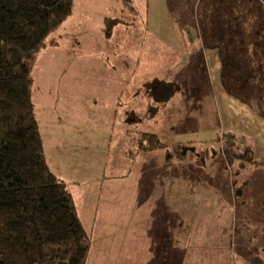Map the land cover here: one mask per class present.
<instances>
[{
    "label": "rangeland",
    "instance_id": "374dc122",
    "mask_svg": "<svg viewBox=\"0 0 264 264\" xmlns=\"http://www.w3.org/2000/svg\"><path fill=\"white\" fill-rule=\"evenodd\" d=\"M73 2L37 54L32 100L47 162L93 232L86 264H264V163L228 164L221 143L264 155V140L236 127L264 109L255 99L264 67L243 61L245 31L264 27V0H130L125 12L120 0ZM255 71L257 84L244 79ZM213 76L243 97L230 103L234 118ZM155 78L177 91L149 97ZM142 132L166 147L140 149Z\"/></svg>",
    "mask_w": 264,
    "mask_h": 264
},
{
    "label": "trees",
    "instance_id": "16d2710c",
    "mask_svg": "<svg viewBox=\"0 0 264 264\" xmlns=\"http://www.w3.org/2000/svg\"><path fill=\"white\" fill-rule=\"evenodd\" d=\"M72 10L73 0H0V264H86L92 245L71 190L47 162L32 100L37 54ZM139 145L166 147L151 132ZM223 153L228 164L257 162L252 145L234 138Z\"/></svg>",
    "mask_w": 264,
    "mask_h": 264
},
{
    "label": "crops",
    "instance_id": "0c3cea01",
    "mask_svg": "<svg viewBox=\"0 0 264 264\" xmlns=\"http://www.w3.org/2000/svg\"><path fill=\"white\" fill-rule=\"evenodd\" d=\"M129 1L130 0H120V3L123 5L122 8H121V11H123V12H125V11H133L131 6L128 5ZM149 2H150V0H147L146 4H149ZM75 7L76 6L74 5V2H73L72 13H74ZM261 14L264 15V13H261ZM244 35H245V46H244V48H245V51H246L247 54L244 55L243 61L246 62L247 65H248V61H249V62H251L253 64H256L257 66H263L264 67V27L261 26V28H256V29H253L252 31L251 30H246ZM256 48H258V55H256L253 58V52H254V50H256ZM214 60L216 61V64H213ZM152 64L155 65L154 62ZM213 65H217V66H215V68H214ZM219 66H220L219 58L212 57L211 61H210L211 73H212V68H214L215 75L219 74V71H220ZM259 74L260 73L258 71L249 72V73L245 74L244 79L254 83V82H257V81L260 80L261 74L260 75ZM155 80L167 81V82H169L171 84L173 90L171 91V93L169 94L168 97H170L171 94H173L175 91H177L178 85L175 88L173 86V80L172 79L167 78L165 80H162V79L155 78L152 81H149V83H154ZM175 83H177V82H175ZM212 83H213V90L215 88L216 93H220L222 98L228 99L229 116L231 118H234V114L232 113V111L230 112V103H231V105H235V103H234L235 100L237 98L242 99L243 97H240V96L236 95L235 93H228V92H225V91L221 92L220 91V87H219V82L217 81V77L216 76L212 77ZM262 83H264V81ZM254 84H257V83H254ZM246 93L247 92L245 90L244 95H246ZM255 94H256L255 99L257 100V102L259 104V108H260L261 107V102H262V100H264V86L261 87V86L258 85L256 87V89H255ZM153 96L154 95H151V98H156L155 96L154 97ZM217 97L220 98L218 95H217ZM168 99H166L165 101H167ZM246 99L247 98H244V100H246ZM155 100H158V98H156ZM244 103H245V101H244ZM242 106L246 107V104H244ZM255 108H254V110H250V112L245 113L244 116L239 118L237 124H239L241 126H236V127L240 128V130L238 132V135L241 136L242 134H244L245 136H250V134H253V135H255L256 138H262L264 140V109L263 110H258L257 108L256 109ZM260 150L262 152H264V142H263V147L260 148ZM254 152H255V149H254ZM257 159L261 160L260 161L261 163H264V155H262L261 158L256 157V160ZM55 173H57V172H55ZM57 174L59 175L58 177L62 176V175H60V173H57ZM71 182H73V181H71ZM71 192H72L73 197H74L73 190H71ZM109 192H112V190L110 189ZM74 201H75V199H74ZM137 203L138 202L136 200L135 207H137ZM122 204L126 205V206H129V207H134L133 199H128L127 201H124ZM128 210H129V208H128ZM98 211L99 210L96 207L95 213H97ZM109 213L112 214V212H109ZM91 236L93 238V232H91ZM106 241H109V240L105 238L104 242H106ZM93 246H94V243L92 241V245H91V248H90L91 250L93 249ZM104 250L105 249L101 248V251H104ZM168 259L169 260L171 259L170 255H169Z\"/></svg>",
    "mask_w": 264,
    "mask_h": 264
},
{
    "label": "flooded vegetation",
    "instance_id": "af4514ba",
    "mask_svg": "<svg viewBox=\"0 0 264 264\" xmlns=\"http://www.w3.org/2000/svg\"><path fill=\"white\" fill-rule=\"evenodd\" d=\"M145 90H147L149 97H151V95H154L159 100L160 98H167L173 88L171 84L167 81L155 80L154 83L145 84ZM221 143H223L222 145H226V143L228 144V142L225 140L221 141ZM179 147L180 151H186L184 150V145H180Z\"/></svg>",
    "mask_w": 264,
    "mask_h": 264
},
{
    "label": "water",
    "instance_id": "95a60500",
    "mask_svg": "<svg viewBox=\"0 0 264 264\" xmlns=\"http://www.w3.org/2000/svg\"><path fill=\"white\" fill-rule=\"evenodd\" d=\"M188 148L184 146V150H187ZM237 193H240V191L238 190Z\"/></svg>",
    "mask_w": 264,
    "mask_h": 264
}]
</instances>
